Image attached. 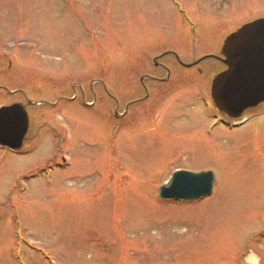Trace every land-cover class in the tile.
<instances>
[{
	"label": "rangeland",
	"instance_id": "374dc122",
	"mask_svg": "<svg viewBox=\"0 0 264 264\" xmlns=\"http://www.w3.org/2000/svg\"><path fill=\"white\" fill-rule=\"evenodd\" d=\"M261 14L264 0H0V107L30 117L21 149L0 147V264H264V104L216 125L211 58L201 74L163 58L169 81L138 84L153 54L198 61ZM175 170L211 171V195L159 198Z\"/></svg>",
	"mask_w": 264,
	"mask_h": 264
},
{
	"label": "water",
	"instance_id": "95a60500",
	"mask_svg": "<svg viewBox=\"0 0 264 264\" xmlns=\"http://www.w3.org/2000/svg\"><path fill=\"white\" fill-rule=\"evenodd\" d=\"M225 69L216 73L210 93L216 109L230 119L264 102V17L244 23L222 44ZM186 66H190L189 64ZM29 129V116L21 103L0 107V145L17 151ZM211 171L179 170L159 188L165 199L195 200L212 192Z\"/></svg>",
	"mask_w": 264,
	"mask_h": 264
},
{
	"label": "flooded vegetation",
	"instance_id": "af4514ba",
	"mask_svg": "<svg viewBox=\"0 0 264 264\" xmlns=\"http://www.w3.org/2000/svg\"><path fill=\"white\" fill-rule=\"evenodd\" d=\"M228 31V30H227ZM210 55H212V53L213 52H208ZM163 58H165V59H169V60H171V61H175L172 57H170V55H167V56H164V57H162L161 58V60L159 61V62H154L155 63V67L154 68H150L149 70H148V72H146V73H143V76H144V78H146V79H150V80H152V81H155V82H158V83H160V81H161V78L162 77H160V75L157 73V72H159V71H162V72H166V73H171V71H172V69L167 65V63L165 62V61H163ZM177 61V60H176ZM178 62V61H177ZM160 66H159V65ZM174 69V68H173ZM150 70H152V71H155V72H150ZM197 70H199V72H201L202 70L201 69H199V68H197ZM161 85V84H160ZM159 85V86H160ZM143 86L146 88V85H145V82H143ZM157 86V88H160V87H163V85L162 86ZM148 87V86H147Z\"/></svg>",
	"mask_w": 264,
	"mask_h": 264
}]
</instances>
